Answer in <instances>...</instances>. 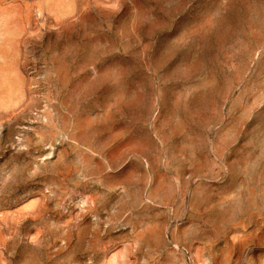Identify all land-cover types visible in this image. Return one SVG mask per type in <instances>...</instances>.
Wrapping results in <instances>:
<instances>
[{
	"label": "rangeland",
	"instance_id": "1",
	"mask_svg": "<svg viewBox=\"0 0 264 264\" xmlns=\"http://www.w3.org/2000/svg\"><path fill=\"white\" fill-rule=\"evenodd\" d=\"M0 264H264V0H0Z\"/></svg>",
	"mask_w": 264,
	"mask_h": 264
}]
</instances>
